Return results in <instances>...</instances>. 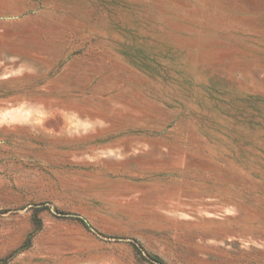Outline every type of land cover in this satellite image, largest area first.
<instances>
[{
	"label": "rangeland",
	"instance_id": "obj_1",
	"mask_svg": "<svg viewBox=\"0 0 264 264\" xmlns=\"http://www.w3.org/2000/svg\"><path fill=\"white\" fill-rule=\"evenodd\" d=\"M0 264H264V0H0Z\"/></svg>",
	"mask_w": 264,
	"mask_h": 264
},
{
	"label": "bare ground",
	"instance_id": "obj_2",
	"mask_svg": "<svg viewBox=\"0 0 264 264\" xmlns=\"http://www.w3.org/2000/svg\"><path fill=\"white\" fill-rule=\"evenodd\" d=\"M3 116V115H2Z\"/></svg>",
	"mask_w": 264,
	"mask_h": 264
}]
</instances>
